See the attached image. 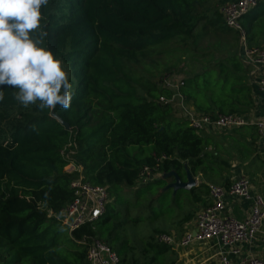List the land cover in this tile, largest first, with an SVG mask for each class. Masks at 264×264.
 Instances as JSON below:
<instances>
[{
	"label": "trees",
	"instance_id": "trees-1",
	"mask_svg": "<svg viewBox=\"0 0 264 264\" xmlns=\"http://www.w3.org/2000/svg\"><path fill=\"white\" fill-rule=\"evenodd\" d=\"M209 1L49 0L42 8L48 33L44 46L68 67L73 98L67 110L40 111L20 105L16 89H0V264H88L86 246L93 238L107 243L120 264H175L173 250L154 239L143 256L130 257L115 227L116 202L124 203V188H137L145 167L158 165L163 175L140 186L151 189L174 183L171 173L182 182L187 171L210 181L230 168L231 156L219 153L214 136L195 131L177 120L171 107L158 104L159 94L169 92L134 77L129 63L155 47L194 38L198 22L211 11L210 25L223 24L219 11L206 6ZM241 22L255 45L256 29H264V0ZM244 73L239 56H232L184 79L181 92L201 114L248 115L254 100ZM254 130L244 126L224 138L237 147L241 160L250 157V149L240 148L248 136L254 139ZM71 164L82 169L87 183L106 187L114 201L97 222L70 234L65 227L60 230L56 216L75 198L71 184L80 175L65 172ZM197 189L209 194L207 183L190 191ZM45 193L49 199L41 209ZM202 196L195 197L200 201ZM192 219L186 215L180 227ZM149 250L154 252L150 257ZM167 254L171 260L162 258Z\"/></svg>",
	"mask_w": 264,
	"mask_h": 264
},
{
	"label": "built area",
	"instance_id": "built-area-1",
	"mask_svg": "<svg viewBox=\"0 0 264 264\" xmlns=\"http://www.w3.org/2000/svg\"><path fill=\"white\" fill-rule=\"evenodd\" d=\"M259 0H237L227 2L221 7V14L227 29L238 35L239 55L242 62L251 67L255 73H263L264 69V47L251 46L241 19L251 10L256 8ZM161 88L169 92L162 95L158 104L169 106L179 112L189 126L197 132H219L250 125L247 120L238 115H220L213 117L195 111L187 102L185 95L181 92L184 86V78H174L171 75L164 77ZM258 91L264 94V77L257 82ZM256 127L259 137L264 143V119L252 123ZM159 167H145L141 170L138 184L147 185L152 182L158 174ZM68 174L78 173L80 176L71 184L75 191L74 200L62 211L68 221L59 222L71 234L85 225L97 222L105 213L109 202V193L106 187L94 186L87 183L82 176V169L74 165L65 168ZM197 187L200 186L199 178H194ZM209 197L212 203L197 212L195 217V228L186 232L179 242L174 236L161 234L157 237L160 244L169 247H190L193 244H203L215 241L217 243L218 256L221 264H264V260L256 257L241 256V247L250 243L264 225V198L253 195L252 183L246 177L235 180L228 188L218 185H208ZM241 199L251 203V213L243 221H239L226 215V198ZM55 215L51 212L50 217ZM194 232V235H193ZM232 257H238L232 261ZM86 261L88 264H120L118 255L109 245L97 238L91 239L86 246Z\"/></svg>",
	"mask_w": 264,
	"mask_h": 264
},
{
	"label": "rangeland",
	"instance_id": "rangeland-1",
	"mask_svg": "<svg viewBox=\"0 0 264 264\" xmlns=\"http://www.w3.org/2000/svg\"><path fill=\"white\" fill-rule=\"evenodd\" d=\"M223 5L219 4L218 0H210L206 6L217 9L221 14ZM207 16V19L198 22L194 38L188 41H171L155 47L145 52L143 56H139L136 63H129L133 76L141 79L143 83L150 82L161 90L160 84L167 75L187 79L202 74L206 68H211L219 61L239 56L238 35L229 31L225 23L215 27L210 25L208 20L213 16L212 11L207 13ZM220 16V22H224L222 14ZM161 96L162 93L159 94L156 102ZM173 111L177 120L183 119L179 112ZM228 132L214 135L219 145L225 143L226 136H232V132ZM223 150L226 154L228 153L227 148ZM220 154L224 155L222 151ZM162 176L158 173L152 182L161 179ZM211 182L219 183L218 180ZM140 186L142 185L138 184L137 188L132 190L124 188L121 196L124 203L116 202L120 209L117 210L119 213L114 220L119 241L125 243V251L128 250L130 257L135 259L140 258V255L143 256L149 240H155L158 243L157 237L161 234L173 235L180 239L186 228L193 225L196 213L205 203L202 196L204 193L200 189L195 192L184 189L175 190L173 189L175 185L172 184L165 187L153 185L151 189ZM195 196H202V199L197 201ZM113 201L114 198H109L108 204ZM123 206H125L124 211H120ZM188 214H192L193 219L180 227L181 219ZM153 253L149 250L146 255L150 257ZM162 258L167 260L170 255H164Z\"/></svg>",
	"mask_w": 264,
	"mask_h": 264
},
{
	"label": "clouds",
	"instance_id": "clouds-1",
	"mask_svg": "<svg viewBox=\"0 0 264 264\" xmlns=\"http://www.w3.org/2000/svg\"><path fill=\"white\" fill-rule=\"evenodd\" d=\"M49 0H0V89H16L15 100L27 108L54 111L71 107L73 85L64 61L44 46L48 33L42 8ZM4 92L0 90V101ZM48 193L38 207H47ZM65 212L56 219L64 225ZM63 231V226L60 228Z\"/></svg>",
	"mask_w": 264,
	"mask_h": 264
},
{
	"label": "crops",
	"instance_id": "crops-1",
	"mask_svg": "<svg viewBox=\"0 0 264 264\" xmlns=\"http://www.w3.org/2000/svg\"><path fill=\"white\" fill-rule=\"evenodd\" d=\"M256 33L258 34L259 37L257 38L256 44L253 46L257 45V47H264V38L262 37V35H264V29L260 30V28H257ZM239 61L244 69L245 72L244 74H246L248 78L247 85L250 88V92L248 93V95L253 97L254 107L252 108L251 112L248 115H238V116L244 117L247 120V122L250 124L248 126H253L252 123H256L264 119V94L260 93L257 87V82L259 78L262 76L264 77V69H263V73L258 72L255 73L254 75L253 74L254 70L251 67L246 66L242 62L240 55H239ZM182 120L185 119L183 118ZM233 130L235 129H232V131L227 130V131H219L212 133H206V132H202V133L214 136L217 133H223L228 131L233 132ZM248 131L249 130L247 129L243 130V132L246 133ZM253 134H255L254 139L248 136V138H246V140L244 141L245 146L240 148L242 151L244 150L248 151L250 149L251 153L248 159L241 160L237 151V147H235L230 140H225V143H223V145H219L220 152L222 151L224 153V155L222 156L226 157L227 154L224 152L223 149L227 148L228 154H230L231 156L230 159L226 157L229 159L230 168L225 171L223 170L220 171V175L210 181L205 178L204 179L201 178V175L193 178H199L200 183H207V185L214 184L224 188H228L235 180L241 177H246L252 183L253 195H260L264 198V143L259 137L257 129L253 131ZM209 150H212V147H210ZM230 151L232 152L230 153ZM213 180H218L219 183H212L211 181ZM204 199L207 205L205 206L203 205L199 209V211L212 203L209 194L204 196ZM226 207L227 210L225 214L239 221L245 220L251 213V203L241 199L232 198L230 196L226 198ZM194 226H195V220L193 222V225L186 228L187 230L183 233L180 239L177 238L175 239L180 242L184 237V235L186 234V232L193 230L195 228ZM170 248L173 250L175 264H221L218 256L217 243L215 241L203 243V244L196 243L190 247H182L178 245L174 248L173 247ZM240 249H241L242 258L256 257L260 260H264V225L256 234L255 238L250 243L244 244ZM169 255H170L169 259L171 260L172 255L171 254ZM238 259H239L238 257L231 258L232 261H237Z\"/></svg>",
	"mask_w": 264,
	"mask_h": 264
},
{
	"label": "water",
	"instance_id": "water-1",
	"mask_svg": "<svg viewBox=\"0 0 264 264\" xmlns=\"http://www.w3.org/2000/svg\"><path fill=\"white\" fill-rule=\"evenodd\" d=\"M66 129H70L68 124H64ZM169 176H174L175 182L172 183V185H175L173 189L178 190V189H184V190H191L195 187H197L195 179L191 175L189 171H187V182H182V180L179 178V176L176 173H171ZM194 235V232H193Z\"/></svg>",
	"mask_w": 264,
	"mask_h": 264
}]
</instances>
